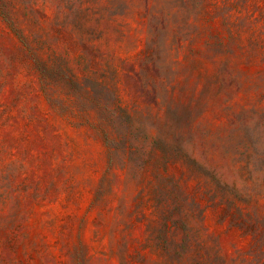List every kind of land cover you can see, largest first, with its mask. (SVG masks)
I'll return each instance as SVG.
<instances>
[{"label":"rangeland","instance_id":"374dc122","mask_svg":"<svg viewBox=\"0 0 264 264\" xmlns=\"http://www.w3.org/2000/svg\"><path fill=\"white\" fill-rule=\"evenodd\" d=\"M0 264H264V0H0Z\"/></svg>","mask_w":264,"mask_h":264}]
</instances>
